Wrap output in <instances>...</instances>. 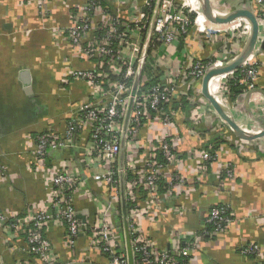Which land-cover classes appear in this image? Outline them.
<instances>
[{"label": "crops", "instance_id": "0c3cea01", "mask_svg": "<svg viewBox=\"0 0 264 264\" xmlns=\"http://www.w3.org/2000/svg\"><path fill=\"white\" fill-rule=\"evenodd\" d=\"M253 1L222 0L229 9H251ZM84 2L0 0V163L5 167L4 178L0 179L2 211L22 214L46 206L52 185L50 176L32 169L33 138L49 129L64 136L67 122L91 98L88 82L67 73L95 67V58L76 55L66 35L55 33V29L67 26L81 12ZM185 2L199 18L195 24L207 27L210 20L202 12L199 14L198 2ZM143 3L144 0H100L106 16L122 21H136ZM239 23L230 24L232 30ZM196 25L195 29L191 25L187 34L177 38L168 49L157 43L147 50L148 61L152 63L147 66L153 70L151 66L156 63L158 69L177 76V91L166 104L169 126H163L161 115L149 111L140 130L124 141L123 182L125 199L130 203L128 219L136 222L140 233L160 252L173 244L183 245L190 235L200 233L206 227L204 221L211 208L223 204L230 209V222L223 231L200 238L197 246L189 251L190 264H264V134L251 139L238 136L202 95V78L184 74L187 63L195 59L204 61L212 57L232 61L244 48L247 37L234 39L222 24L219 31L212 33L200 31ZM97 33L86 32L82 41ZM155 51L159 57L152 62ZM255 58L258 70L252 90L244 88L234 100L223 97L219 89L225 75L221 74L216 96L219 102L221 98L225 103L235 122L248 129L264 126L259 119L260 116L264 119L263 43ZM143 68L137 85L142 88L147 79ZM163 133L168 135L176 159L161 169L163 181L155 198H150L148 193L142 196L141 188H146L137 178L132 203L126 185L135 180L145 152L157 145ZM77 139L80 140L79 136ZM205 150L215 157L203 166L200 155ZM70 152L71 159L64 149L49 153L46 165H64L78 175L81 186L73 192V205L79 218L86 221V227L80 230L73 246L66 242L64 225L49 223L46 235L56 260L62 264H107L101 250L89 247L90 228L100 221L101 207L109 204L117 239L124 247L122 216L118 218L121 213L119 173L118 187L114 190L94 178L102 172L104 163H87V152L81 144ZM155 156L161 160L158 152ZM174 174L181 176V181L168 188L165 182ZM113 193L117 194L115 200L111 199ZM250 243L258 246L257 255L241 252ZM24 244L22 237L11 239L0 230V264H16L18 260L22 264H43L23 252Z\"/></svg>", "mask_w": 264, "mask_h": 264}, {"label": "built area", "instance_id": "2783aa9c", "mask_svg": "<svg viewBox=\"0 0 264 264\" xmlns=\"http://www.w3.org/2000/svg\"><path fill=\"white\" fill-rule=\"evenodd\" d=\"M177 1H181L180 4ZM210 3L219 16H225L233 10L226 7L222 0H210ZM155 4L156 0H144L143 10H140L136 21H122L118 17L106 16L100 0H85L81 12L74 15L67 26L55 29V33L66 35L76 55L95 58V67L73 69L67 73L74 79L88 82L91 98L82 105L78 115L67 122L64 136L56 135L49 129L33 138L32 169L50 176L52 185L46 206L35 207L22 214L0 210V230L6 232L11 239L22 237L25 243L23 252L36 257L43 264H62L56 260L46 235L49 223L55 222L66 227V242L70 246L75 244L80 230L86 227V221L82 222L73 205V192L81 186L78 175L64 165L47 166V155L57 149L68 152L81 144L87 152L85 154L87 163L105 164L102 172L95 175V180L102 181L115 190L118 187L117 157L120 151L123 119L130 98L132 97L133 102L124 141H128L130 136L140 130L149 111L161 115L163 126H169L170 118L165 109L171 96L177 91L175 81L177 76L163 72L155 63L151 66L152 77L156 78L155 83L146 90L137 86L133 92L132 87L140 61H143L142 67L151 63L148 61L149 47L158 43L163 49H168L177 38L185 36L191 23L188 11L192 10L183 0H159L156 10ZM251 10L258 23V37L252 53L244 62L238 68L224 74L219 93H223L221 95L227 99L230 96V80H240L247 85L246 90H252L257 76L255 52L263 36L264 0H254ZM102 14L104 16L100 18ZM241 19L249 22L245 18ZM236 28H242L241 33L248 38L247 31L249 29L251 31V24L248 26L246 23H240ZM90 30L98 33L83 42L82 36ZM155 54L152 62L159 57L156 51ZM228 62L230 60L220 58L208 61L195 59L187 63L184 74L189 78H202L209 69L223 66ZM221 104L226 109L222 99ZM240 127L248 133H256L260 129H248L242 125ZM78 136L80 140L77 139ZM157 152L161 155V160L156 158ZM70 153L68 152V156L71 159ZM200 157L203 166H206L215 155L205 150L201 152ZM175 159L176 154L168 141V135L161 134L157 145L145 152L143 166L141 171L138 169L135 172V180L126 185L130 202H135L133 191L138 185L137 178L142 180L150 198H155L159 184L163 181L161 169ZM227 174H231L228 167ZM4 175L5 167L0 163V179L4 178ZM179 181L181 176L174 174L166 180L165 185L170 188ZM111 199H117V194L113 193ZM99 213L100 221L95 222L90 228L92 232L89 247L101 250L107 257V264H128L125 249L119 244L110 217L109 204L106 207L102 206ZM230 220L229 207L223 204L213 206L204 221L209 229L205 227L200 233L190 235L183 245L173 244L156 252L150 241L140 233L136 222L128 219L134 264H190L189 251L197 246L200 238L205 235L211 237L223 231ZM176 239L180 241L178 237ZM241 252L257 255L258 246L254 243L247 244L241 248ZM16 264L22 263L18 260Z\"/></svg>", "mask_w": 264, "mask_h": 264}, {"label": "water", "instance_id": "95a60500", "mask_svg": "<svg viewBox=\"0 0 264 264\" xmlns=\"http://www.w3.org/2000/svg\"><path fill=\"white\" fill-rule=\"evenodd\" d=\"M158 1L159 0H156L155 10L157 8ZM200 3H201V10H202L203 15L212 22L228 23L237 18H245L251 24L250 34L241 52L232 61L226 63L223 66L213 67L204 74V76L201 79V93L203 96H205V98L209 101L211 106L215 109L218 116L238 136L245 138V139H251L253 137L263 135L264 126L260 127L259 131L256 133L245 132L244 129H242L240 125L237 122H235V120L228 114L227 110L222 106V104L219 101H217V99H215V97L211 95V93L208 90V83L212 77L216 75H220V74H225L231 70L238 68L241 65V63L244 62V60L252 53L257 37H258V32H259V27H258L256 17L250 8H235L231 10L227 15L219 16L213 10L210 0H200ZM152 21H153V18H152ZM262 43L264 44V40L262 41ZM145 52H146V48L144 50V53ZM142 64H143V61H140V64L138 66L135 79L133 82V87H132L133 92L137 88V85H138V82L141 76ZM132 102H133V99L131 97L128 102L127 108L125 110V115L123 119V127H122L123 129H122V135H121V140H120V151H119L120 204H121V216H122L123 233H124V249L126 252L128 264H134V259H133V254H132L131 236H130V230H129L126 199H125V193H124L123 150H124V136H125V132H126L127 124H128L129 115L131 112ZM259 119L261 123L264 125L263 117L260 116ZM81 220L83 223L85 222L83 218Z\"/></svg>", "mask_w": 264, "mask_h": 264}, {"label": "trees", "instance_id": "16d2710c", "mask_svg": "<svg viewBox=\"0 0 264 264\" xmlns=\"http://www.w3.org/2000/svg\"><path fill=\"white\" fill-rule=\"evenodd\" d=\"M188 16H189V19H190V22H191L192 21L191 14H189ZM191 25H192V22L190 23V27H191ZM213 59L214 58L210 57L208 59H205L204 61L213 60ZM143 74H145V76L147 78L145 80L144 84H143V89L146 90L147 88H149L151 85H153L155 83L156 78L152 77V70L147 65H145L144 68H143ZM229 82H230V96H229V99L234 100L237 97V95H239L243 91V89L246 88V84L245 83H241V82L239 83V81L237 82V80H230ZM211 151H213V150L211 149ZM68 152H70V151H68ZM141 191H142V196H146L147 195V189L142 190V188H141ZM126 207H127V211H129L130 203L128 201L126 202ZM119 217L121 218V213L118 215V218ZM206 228L209 229V227H206ZM207 237L208 236H206V235L204 236V238H207Z\"/></svg>", "mask_w": 264, "mask_h": 264}, {"label": "bare ground", "instance_id": "6f19581e", "mask_svg": "<svg viewBox=\"0 0 264 264\" xmlns=\"http://www.w3.org/2000/svg\"><path fill=\"white\" fill-rule=\"evenodd\" d=\"M184 1V3L186 4V2H185V0H183ZM197 2H198V5H199V9H198V12H199V14H200V12H202V10H201V4H200V2L198 1V0H196ZM187 5V4H186ZM188 6V5H187ZM191 9V8H190ZM196 20H198L199 18H195ZM206 20L207 19H205V20H200V21H205L206 22ZM209 20V19H208ZM207 20V21H208ZM237 21H242V22H244V23H246L248 26L250 25V23L249 22H245V21H243V19H241V18H237V19H234V20H232V21H230V22H228V23H215V22H212V21H208V26L207 27H204V25L203 26H198V25H196L195 24V21H194V24L196 25V27L198 28V30H200V31H205V30H214V31H219V26L222 24V25H224V26H226V30L228 29V30H232V25H230V24H232V23H236ZM240 25V24H239ZM247 34H250V29L247 31ZM224 75V74H223ZM222 78V76H221V74L220 75H216V76H214V77H212L211 79H210V81H209V83H208V90H209V92L211 93V95H213L214 97H215V99H217L216 98V96H217V94H218V83H219V80ZM220 98V97H219ZM217 101H219L218 99H217ZM220 103H221V99H220ZM253 130H256V128H254Z\"/></svg>", "mask_w": 264, "mask_h": 264}, {"label": "rangeland", "instance_id": "374dc122", "mask_svg": "<svg viewBox=\"0 0 264 264\" xmlns=\"http://www.w3.org/2000/svg\"><path fill=\"white\" fill-rule=\"evenodd\" d=\"M199 2H200V0H198ZM187 9V8H186ZM188 10V9H187ZM252 11V10H251ZM189 14H191V16H192V27L194 28V20H195V18H196V14H195V12H193V11H188V15ZM237 23V22H236ZM240 23L241 24H244V22H242V21H240ZM239 23V24H240ZM250 23V22H249ZM195 29V28H194ZM241 30H242V28H235L234 30H226L225 32H227V33H229V34H232V35H234L233 37H234V39L235 38H238V39H240L241 37H242V33H241ZM228 31H230V32H228ZM205 32H210V33H212V32H216V31H214V30H205ZM215 34H218V33H215ZM237 40V39H236Z\"/></svg>", "mask_w": 264, "mask_h": 264}]
</instances>
